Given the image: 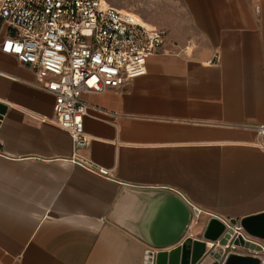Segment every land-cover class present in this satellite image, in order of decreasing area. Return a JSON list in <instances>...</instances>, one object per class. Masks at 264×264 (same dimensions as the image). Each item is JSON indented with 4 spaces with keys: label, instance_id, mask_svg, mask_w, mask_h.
Returning a JSON list of instances; mask_svg holds the SVG:
<instances>
[{
    "label": "crops",
    "instance_id": "crops-1",
    "mask_svg": "<svg viewBox=\"0 0 264 264\" xmlns=\"http://www.w3.org/2000/svg\"><path fill=\"white\" fill-rule=\"evenodd\" d=\"M151 1L115 7L165 29L163 50L144 75L83 93L89 141L77 148L55 122L54 94L3 50L0 16V264H146L157 249L130 227L150 190L189 203L197 238L212 217L241 225L264 213V148L251 127L264 123V0ZM263 227L244 230L264 243ZM210 254L203 261L217 264Z\"/></svg>",
    "mask_w": 264,
    "mask_h": 264
},
{
    "label": "built area",
    "instance_id": "built-area-1",
    "mask_svg": "<svg viewBox=\"0 0 264 264\" xmlns=\"http://www.w3.org/2000/svg\"><path fill=\"white\" fill-rule=\"evenodd\" d=\"M0 16L11 31L3 50L32 66L37 85L54 94L55 122L70 131L76 148L89 141L84 117L90 104L83 93L119 87L147 73L148 58L163 50L167 34L106 0H0ZM251 127L264 148V123ZM76 156L87 165L82 155ZM224 222L232 230L230 238L225 244L208 240L207 254L214 251L217 264L231 252L257 254L264 264V243L241 225Z\"/></svg>",
    "mask_w": 264,
    "mask_h": 264
},
{
    "label": "water",
    "instance_id": "water-1",
    "mask_svg": "<svg viewBox=\"0 0 264 264\" xmlns=\"http://www.w3.org/2000/svg\"><path fill=\"white\" fill-rule=\"evenodd\" d=\"M6 106L0 103V118ZM141 204V225L130 229L153 248L146 251L145 263L152 264H206L203 259L207 253V241L227 243L231 236L227 224L218 217H212L205 230V238L187 235L194 218V209L178 193L171 190H150L145 193ZM233 224L237 220H231ZM264 224V213L245 217L241 226L250 233L259 234ZM264 228V227H263ZM260 229V230H259ZM236 243H240L236 240ZM244 245V240H241ZM251 248L261 249L250 243ZM215 252L211 253L215 256ZM262 257L257 254L231 252L222 264H262ZM216 264V263H215Z\"/></svg>",
    "mask_w": 264,
    "mask_h": 264
},
{
    "label": "rangeland",
    "instance_id": "rangeland-1",
    "mask_svg": "<svg viewBox=\"0 0 264 264\" xmlns=\"http://www.w3.org/2000/svg\"><path fill=\"white\" fill-rule=\"evenodd\" d=\"M109 1L114 6L124 7V8H131L132 10H135V11L141 10V9H143L145 7L146 8L147 7H151L152 4H153L151 0H109ZM146 20L151 22V19H146Z\"/></svg>",
    "mask_w": 264,
    "mask_h": 264
},
{
    "label": "bare ground",
    "instance_id": "bare-ground-1",
    "mask_svg": "<svg viewBox=\"0 0 264 264\" xmlns=\"http://www.w3.org/2000/svg\"><path fill=\"white\" fill-rule=\"evenodd\" d=\"M134 15H135V17H136L138 20H141V21L144 20V19H142L138 14H135V13H134Z\"/></svg>",
    "mask_w": 264,
    "mask_h": 264
}]
</instances>
